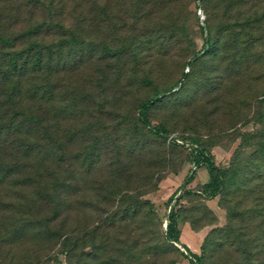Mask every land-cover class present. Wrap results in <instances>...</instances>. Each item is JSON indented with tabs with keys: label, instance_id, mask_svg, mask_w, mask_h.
Segmentation results:
<instances>
[{
	"label": "rangeland",
	"instance_id": "obj_1",
	"mask_svg": "<svg viewBox=\"0 0 264 264\" xmlns=\"http://www.w3.org/2000/svg\"><path fill=\"white\" fill-rule=\"evenodd\" d=\"M64 1L66 25L80 28L76 24L86 15L88 0ZM122 2L113 1L110 11L104 14L103 10L97 11L96 23L91 20L87 23L90 27L86 26V34L96 44V61L84 63L76 70L66 67L58 83L62 102L54 105L49 116L51 124L56 125L58 120L63 124L64 139H73L65 148V156L72 159L65 169L75 178L68 186L77 184L81 193L71 215V219L76 216L78 224L79 235L75 238L79 249L70 263L59 247L60 240L46 246L36 242L29 251L26 247L13 250L9 258L13 257L14 264L19 260L24 264H78L77 261L80 264H135L127 258L130 241L136 240L140 247L147 235L166 233L171 214L178 217L175 235L179 246L167 259L176 264H201L192 255L200 254L199 247L206 236L226 227V208L237 202V197L225 195L211 198L204 189L211 182V168L229 167L240 135L263 128L258 124L257 115L264 110L256 108L253 98L263 94L264 80L253 83L259 79L252 77L261 73L236 72L232 70L231 61L216 59L212 53L197 56L196 62L191 61L193 56L187 61L178 59L180 49L187 46L191 52H198L203 50L207 34L211 38L218 36L220 17H216L212 28L208 29L210 23L204 14L203 0H194L190 5L192 16L187 17L191 34L182 41L183 45H177L178 35H174L175 40L164 46L159 44L151 52L141 47L137 58L127 53L106 61L104 49L119 52L132 25L134 11L130 6L121 7ZM18 4L22 6L21 21L26 23L32 3L15 0L4 9L13 13ZM36 13L44 16L41 7L35 8ZM73 58H67L68 66ZM191 67L193 70L188 72ZM216 69L221 70L215 72ZM104 77L106 80L102 82ZM117 77L120 81L115 85ZM169 88L174 91L162 94V100L147 109L144 123L139 118L138 106L147 100L153 102L158 92ZM117 101L120 103L115 107ZM58 107L62 113L59 116L55 110ZM134 124L139 132L133 133ZM154 128L162 131L159 137L150 134ZM96 137L101 138L104 167L85 173L89 163L84 162L82 156L88 153ZM255 151L256 148H249L242 154L251 156ZM96 184L100 185L99 197L94 196ZM110 189L119 192L137 189V196L149 190L143 200L152 205L154 217L149 218L146 210H141L125 219L130 221L118 225L117 230H100L91 237L93 222L97 220L104 223L116 217V222H124L120 219L130 200L123 202L113 215L117 201L105 196ZM155 218L159 230L151 224ZM71 219L64 228L67 234L75 230ZM104 234L111 236L109 241L122 244L121 257L114 253V248L108 254L102 249L101 245H106ZM218 250L221 249L214 248L213 252ZM4 256L0 253V258ZM142 262L140 264H147L145 260ZM1 264H6V259Z\"/></svg>",
	"mask_w": 264,
	"mask_h": 264
},
{
	"label": "trees",
	"instance_id": "obj_2",
	"mask_svg": "<svg viewBox=\"0 0 264 264\" xmlns=\"http://www.w3.org/2000/svg\"><path fill=\"white\" fill-rule=\"evenodd\" d=\"M13 1L0 0V253L5 255L0 258V264L5 259L6 264H14L13 257L9 258V255L17 248L26 247L29 251L36 242L46 246L57 240H60L59 247L71 263L74 252L79 249L75 238L79 235L78 224L76 216L71 219V215L81 194L77 184H67L75 179L74 174L65 169L72 162L65 156V148L73 139H64L63 124L60 120L56 125L51 124L49 116L54 105L62 102L58 83L60 76L65 75L66 67L76 70L84 63L96 61V44L86 34L85 29L90 27L87 23L90 20L96 23L97 11L103 10L104 14L110 11L113 1L119 4L120 0H88L86 15L76 24L80 28L66 25L64 0H49L44 4L41 0H26L32 3L26 23L21 21L22 6L19 4L13 13L4 9ZM122 1L121 7L130 6L134 11L132 25L119 52L104 49L106 61L127 53L137 58V50L141 47L151 52L159 44L164 46L175 40L174 35H178L177 45H183L182 41L191 34L187 16H192L189 9L194 0ZM37 6L43 9L44 16L35 14ZM203 7L209 18L208 29L212 28L215 18L220 17L218 36L211 38L207 34L204 48L198 52H191L187 46L180 49L178 59L187 61L193 56L191 61L196 62L197 56L212 53L216 59L231 61L232 70L236 72L243 70L248 75L261 73L252 75L259 79L253 83L263 81L264 0H203ZM72 56L73 62L68 66L67 58ZM194 67L188 68V72ZM105 80L102 78V82ZM119 81L117 77L115 85ZM173 91L169 88L163 93L158 92L153 102L147 100L140 104L139 118L146 123L147 109L161 101L162 94ZM253 102L256 108L264 110V92L259 98H253ZM119 103L117 101L114 106ZM55 110L58 116L62 114L60 107ZM257 117L263 128L240 135L239 146L229 167L210 169L212 179L205 186V193L211 198L219 195L237 197V202L226 208V227L206 236L199 247L200 254L192 255L201 264H264V113ZM134 132H139L137 124L133 125ZM161 132L154 128L150 134L159 137ZM100 141L101 138L96 137L88 153L82 156L83 161L89 163L85 173L104 167ZM249 148H256V151L251 156H244L243 151ZM99 189L100 185L96 184L94 196H100ZM137 191L107 190L106 198L117 201L113 215L118 213L123 202L130 200L120 219L124 222H116V217L108 218L104 223L97 220L93 222L91 237L100 230H117L118 225L130 221L125 219L141 210H146L149 218L154 217L152 205L143 200L149 190L140 196H137ZM70 219L75 230L67 234L64 228ZM177 219V215L171 214L167 232L147 235L140 247L136 240H131L127 258L135 264L144 260L147 264H176L167 256L178 251ZM153 221L151 224L159 230L158 220L155 218ZM108 223L110 225H106ZM55 224H58L56 228ZM109 237L104 234L106 245H101L102 249L108 254L114 248V253L121 257L122 244L109 241ZM214 248L221 250L213 252ZM18 262L24 264L20 260ZM77 263L80 264L79 261Z\"/></svg>",
	"mask_w": 264,
	"mask_h": 264
},
{
	"label": "crops",
	"instance_id": "obj_3",
	"mask_svg": "<svg viewBox=\"0 0 264 264\" xmlns=\"http://www.w3.org/2000/svg\"><path fill=\"white\" fill-rule=\"evenodd\" d=\"M183 240H184V239H183ZM193 246H194V245H193ZM196 250H198V247H197V246H196V249H195V251H196Z\"/></svg>",
	"mask_w": 264,
	"mask_h": 264
},
{
	"label": "water",
	"instance_id": "obj_4",
	"mask_svg": "<svg viewBox=\"0 0 264 264\" xmlns=\"http://www.w3.org/2000/svg\"><path fill=\"white\" fill-rule=\"evenodd\" d=\"M177 247V246H176Z\"/></svg>",
	"mask_w": 264,
	"mask_h": 264
}]
</instances>
